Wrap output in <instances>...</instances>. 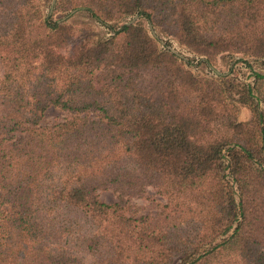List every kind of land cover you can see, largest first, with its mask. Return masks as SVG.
Wrapping results in <instances>:
<instances>
[{
    "label": "trees",
    "instance_id": "obj_1",
    "mask_svg": "<svg viewBox=\"0 0 264 264\" xmlns=\"http://www.w3.org/2000/svg\"><path fill=\"white\" fill-rule=\"evenodd\" d=\"M40 1L0 0V264H264V74L165 48L264 62V0ZM148 188L165 203L138 215Z\"/></svg>",
    "mask_w": 264,
    "mask_h": 264
},
{
    "label": "rangeland",
    "instance_id": "obj_2",
    "mask_svg": "<svg viewBox=\"0 0 264 264\" xmlns=\"http://www.w3.org/2000/svg\"><path fill=\"white\" fill-rule=\"evenodd\" d=\"M51 2L52 0L40 1L43 11L47 15H51L53 13V11L50 13ZM72 16L73 19L71 21L76 24H79L80 26H83L86 23L93 24V22L89 19L88 15H86L85 13H78L77 11H75L70 17ZM63 17L64 16L60 17V19H62ZM133 17L128 18L126 22L132 19ZM138 20H140V22L144 25L149 35L151 36L148 28V22L142 18L140 19V17H138L136 22ZM93 25L95 38H103L111 34V32H109V30L105 26H101L95 23ZM153 29L159 37L154 26ZM159 39L164 41V43L166 44L165 37ZM169 42L170 45L168 46L174 48L182 56L181 59L186 63L187 68H189L196 75H206L209 78H217V76H223L224 78L232 80L236 83L248 84L253 80V72L264 74L263 61L251 62V65H249L242 63L240 62V60H238L241 59V56H230L227 54H221L217 57L216 63L214 65H208L203 63L205 61L204 57H199L190 53L186 48L179 45L176 40L170 38ZM239 110V120L246 121L250 119L251 112L247 107L240 105ZM68 117L69 114L64 111H61L56 108H50L45 112L44 117L42 119V124H52L54 122L62 121ZM97 193L99 199L105 203L111 204L117 201V194L114 193L111 189L99 190ZM129 203L130 205L135 207L136 211L138 212V215L153 216L158 211L160 205L165 203V201L155 192L153 188H148L146 193L143 194L141 197L130 198Z\"/></svg>",
    "mask_w": 264,
    "mask_h": 264
},
{
    "label": "water",
    "instance_id": "obj_3",
    "mask_svg": "<svg viewBox=\"0 0 264 264\" xmlns=\"http://www.w3.org/2000/svg\"><path fill=\"white\" fill-rule=\"evenodd\" d=\"M56 3V0H52L51 2V6H50V13L53 11L54 9V5ZM76 10H72L68 13V15L64 16L60 21H65L67 20ZM138 15H135L132 19H130L129 21H127L125 23V25L129 26V25H132L136 22V20L138 19ZM148 28H149V31H150V34L151 36L157 40L161 46L163 47L165 45L164 41L160 40L159 37L157 36L155 30L153 29V26H152V23L150 21H148ZM166 49H168L171 53L175 54L176 56H178L179 58H182V56L172 47L170 46H166L165 47Z\"/></svg>",
    "mask_w": 264,
    "mask_h": 264
}]
</instances>
